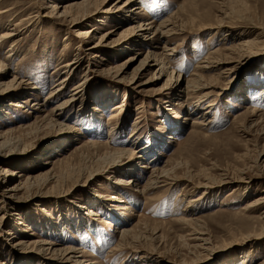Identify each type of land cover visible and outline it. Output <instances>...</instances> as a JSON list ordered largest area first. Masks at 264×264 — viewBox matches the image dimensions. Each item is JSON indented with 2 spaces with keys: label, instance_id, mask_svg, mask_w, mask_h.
I'll list each match as a JSON object with an SVG mask.
<instances>
[{
  "label": "rangeland",
  "instance_id": "rangeland-1",
  "mask_svg": "<svg viewBox=\"0 0 264 264\" xmlns=\"http://www.w3.org/2000/svg\"><path fill=\"white\" fill-rule=\"evenodd\" d=\"M70 1L0 0V12L7 10L0 13V35L13 34L0 44V179L5 170L37 175L51 166L56 174L5 201L0 264H260L264 206L246 205L264 194V0L244 7L231 0H134L129 8L121 7L125 0H93L100 11L78 28L94 29V37L80 49L73 40L77 27L59 15L42 17L52 2ZM171 13L183 32L165 44L137 43L134 26L157 24ZM97 42L98 50H86ZM231 45L234 54L225 49ZM147 52L171 54L164 55L171 77L158 65L143 73L137 61L128 65ZM218 59L225 63H212ZM69 61H75L70 82L48 101ZM203 64L210 67L198 82L210 89H186ZM69 97L52 117L63 125L50 122L51 110ZM207 102L214 103L203 118L207 125H198ZM145 146L142 158L110 157L121 149L137 156ZM46 159L52 165H42ZM147 163L172 169L176 180L144 189L150 170L141 165ZM4 179L6 186L17 182ZM119 179L135 181L125 187ZM5 189L0 186V196ZM89 209L97 215L87 216ZM119 215L129 224H118ZM135 225L138 240L119 249V229ZM40 244L52 248L40 253ZM60 247L78 252L50 253Z\"/></svg>",
  "mask_w": 264,
  "mask_h": 264
},
{
  "label": "bare ground",
  "instance_id": "bare-ground-1",
  "mask_svg": "<svg viewBox=\"0 0 264 264\" xmlns=\"http://www.w3.org/2000/svg\"><path fill=\"white\" fill-rule=\"evenodd\" d=\"M59 1L62 2V0H59ZM133 1L134 0H125L123 2V4H121V7L122 8H129L128 5L131 4ZM246 1L247 0H231L230 2L233 5H238L239 4V5H242L244 7V5L247 6L246 5ZM55 7H57V9ZM58 8H62V10H60ZM98 8L99 7H97L96 5L93 4V0H72L70 2H67L64 6H60V5L56 4V2H52V6H50L49 11L46 12L45 14H43L42 17L52 18L54 16H58L59 15L58 17H62L64 22H66L68 26L73 27V28L77 27L76 29H74V34H73L74 35L73 36L74 39L73 40L77 43L78 49H80L82 46H85L84 45L85 39L86 40L87 39L88 40L89 39H93V37H94V34H93L94 29H92V28H89V29L78 28V26L83 25V23L86 22L88 17H92L93 14H95L97 11H100ZM119 9H121V8H119ZM134 9H135V7H134ZM134 9L130 8V9L127 10V12L131 13V15H129L130 16V20L134 19V14H132L134 12ZM5 11H7V10H5ZM5 11H3V12H5ZM3 12H0V13H3ZM175 13L174 14L171 13V14L167 15V17L162 19L157 24L156 23L153 24L154 21H150V22L143 23V24L140 23L137 26H134L133 29L135 30V34H136V36H135L136 39L135 40L137 41V43L140 44V43H142V40H146L147 42H153L152 44H159V43H162V42H164V44H165L166 40H168V37L170 35L178 33L177 31H182L183 32L184 31L183 28H180V26H176V25L173 24L172 17L175 15ZM226 16H228V15H226ZM218 25L222 26V24H218ZM204 27H207V26H201V28H204ZM12 35L13 34L11 32H6V33H3L2 35H0V44H2L5 40L10 39V37H12ZM150 40H152V41H150ZM249 41L250 40L246 39V40L238 43L237 46L241 45L243 47ZM99 42L90 45L86 50L90 51L91 53L93 51L98 50L101 47ZM65 44L68 45L67 42H65ZM237 46L236 45H231L229 47H225V49L228 50L229 53L234 54L235 53V49L237 48ZM162 50L163 51H165V50L174 51V48L165 49L163 47ZM139 55H141V54L139 53ZM139 55L129 58L128 61H130V62H129L128 65L131 64V61H135V62L137 61L139 63L138 71H140L142 73L146 72L150 68L158 65L160 74L167 73V77L168 78L171 77V74L169 73L170 71L167 69V66H166L167 65L166 61L167 60H165L166 58H164L165 57L164 55H171V54H163V53H161L159 55V54L154 53V52H147L143 58H139ZM230 58H232V57H230ZM212 63H216V66H219V64L225 63V62L223 60L218 59L216 61H213ZM207 64H208V62H207ZM74 65H75V61L74 62L73 61H69V62H66L64 65L61 66V67L65 68V71H67V74L61 80L59 79V81L56 83V85L51 89L50 93L46 97V99H48V101L52 100V99H55V98H57L58 96H60L62 94V92L65 89L66 85L70 82V79L72 78L71 72H74V68H75ZM209 67L210 66L205 65V64L200 65L197 68L199 71H196L195 77L191 80L192 83L186 82V89L189 86H192L195 90L198 91V90H202V89L210 87V86H206V84H202V83L198 82L200 80V76H201L200 72L202 70H205V69L209 68ZM2 68H3V66H2V64H0V73L2 71ZM230 69H231V67L226 68L225 69L226 71L220 72V75L222 74V76L223 75L226 76L227 70H230ZM171 72H172V70H171ZM69 74H70V77H69ZM0 76H1V74H0ZM156 79H158V78H156ZM178 80H179V78L177 77L173 82L174 83H176V82L178 83ZM134 82H137V81L134 80ZM19 83L16 84L15 87H17L19 85ZM192 84H195V85H192ZM80 85L75 86V88L73 90V91H75V93L79 92L80 89L78 90V88L80 87ZM176 86L178 87V85H176ZM176 86H175V88H173L174 90L177 89ZM208 89H210V88H208ZM211 94L212 93L210 91H208L206 93H203V95L200 96V99L197 102L198 103L202 102V98L205 99V98L209 97ZM71 95H73V93ZM72 100H73V97H69V99H65L61 103L57 104L51 110V114L49 115L50 117L48 118V120L50 122H54V124H56V125H59V126L61 125L62 126L63 124L58 123L52 117L53 116H59L62 108L66 107L68 104H70L72 102ZM213 105H214L213 102H207V103L204 104V107L202 108L204 110V112L201 114L202 121H197L196 123L198 125H207L206 123H204L203 118L205 117L206 113H209L211 111V107ZM114 107H115V109H120L121 108L120 106H117V105H115ZM246 108H249V107L247 106ZM82 114H83V112H82ZM1 116L3 118H8L9 115L6 112H4V113L1 114ZM114 117H116V113L115 114L113 113L110 116V118H114ZM61 129L69 130V131L74 132V129H72V128L68 127V126H65L64 128H61ZM9 131H7L6 133H8ZM72 132H70V133H72ZM3 134H5V132ZM3 134L2 133L0 134V139H3ZM135 134L136 133H134L133 135H135ZM2 142L3 141L0 142V145H1ZM164 142H163V144H164ZM147 148L148 147H146V146L144 148H140L139 149L140 151H138V152H141V153H139V155H137V156L135 155L134 152L127 151L128 149L111 150L112 153L111 152H109V153H110V157H114L113 158L114 160L116 158L115 155H122V154L123 155L124 154H128V156L131 157V158H134V157L142 158V157L145 156L144 153L146 152L145 149H147ZM48 164L52 165V161L49 160V159H46L42 163V165H48ZM115 165H116L115 163L112 164L111 166H109L108 169H111V168L115 169V167H114ZM141 168L146 169V170H150V175H149V177H148V179H147V181H146V183L144 185V189H148L149 190V189H153V188H158V187L164 186L166 184H169V181L173 182V181L176 180V178L173 175H171L172 174L171 173L172 169L169 170L166 167H152V166H149L148 163L147 164H142ZM97 173L98 172H95L94 174L90 175V177H93ZM4 176L5 177H7V176L14 177V178L17 179V182L14 183L11 186L10 185L6 186L5 185L6 181L4 179ZM55 177H56V174L54 172V168H52L51 166L49 168L44 169L43 172H40L37 175H27V173H24L23 171L18 172V171H15V170H7V171L5 170V173L3 174L2 179H0V186H5L6 187V189L4 190V192L0 196V211H1V209H3L5 201L7 199H9V200L12 199L19 191H21L22 189H27V187H30L34 181H36L38 179H46V181H49V180H51V179H53ZM88 177H89V175H88ZM30 181H32V182H30ZM134 181H131L129 179V181L126 182V180H124V179H119L117 184L126 187V186L130 185L129 184L130 182L133 183ZM27 182H29L28 185H27ZM144 189H142V190H144ZM96 195L97 194L95 193V196ZM112 199L115 200V201H120L121 203L124 201V199L122 197H115V198L113 197ZM198 199H199V197H197L195 199L194 198L193 199H189L188 202H187V205H192L191 203L197 201ZM255 204H259V205H263L264 206V194H260L252 202L248 203L246 206L247 207H251V206H253ZM109 206L110 205H107L106 210L108 212H110V214L113 215L115 212L111 213V209L108 208ZM76 207L81 208L82 206H79V204H78ZM88 215H90V216L97 215V213H95L94 209H89L87 216ZM261 215L264 218V209L261 212ZM116 218H117L118 224L125 225V224H129V222H130V218L127 217L126 215H123V216L119 215ZM186 220L191 221V218L190 219H186ZM85 221H86V219H85ZM18 228L15 229L14 233L18 234V231H17ZM136 228H137V225L132 226V227H126L125 226V227H121L119 229L118 233L120 234L121 240H123V243L121 244L119 249H122L123 246L129 245V243L131 244V242H136L138 240L137 234H136V231H137ZM195 233L201 234L200 232H195ZM14 237L16 238L15 234L13 235V238ZM198 239L205 242V239H203V238H198ZM45 244H53V245H55L54 242H47ZM119 245H120V242L117 243L116 248ZM39 247H40L39 250L41 251L40 253H46L47 251H49V249L51 250V248H52V247L44 248L41 244L39 245ZM55 251H56V253H62L63 255L64 254L68 255V254H71V253L74 254V252H78V249H76L74 247H60V248H53L52 251H50V253L51 252L55 253ZM81 256H84V255L81 254L79 257H81ZM88 264H91V263L88 262ZM260 264H264V260Z\"/></svg>",
  "mask_w": 264,
  "mask_h": 264
}]
</instances>
